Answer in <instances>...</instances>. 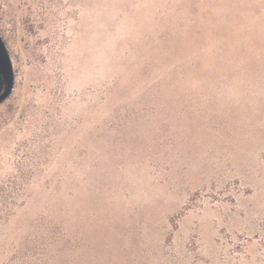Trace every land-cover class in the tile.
<instances>
[{
    "label": "rangeland",
    "instance_id": "374dc122",
    "mask_svg": "<svg viewBox=\"0 0 264 264\" xmlns=\"http://www.w3.org/2000/svg\"><path fill=\"white\" fill-rule=\"evenodd\" d=\"M0 264H264V0H0Z\"/></svg>",
    "mask_w": 264,
    "mask_h": 264
},
{
    "label": "water",
    "instance_id": "95a60500",
    "mask_svg": "<svg viewBox=\"0 0 264 264\" xmlns=\"http://www.w3.org/2000/svg\"><path fill=\"white\" fill-rule=\"evenodd\" d=\"M3 98H0V101L2 100Z\"/></svg>",
    "mask_w": 264,
    "mask_h": 264
}]
</instances>
